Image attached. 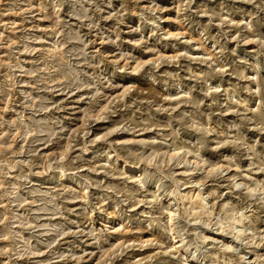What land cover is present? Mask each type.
Returning a JSON list of instances; mask_svg holds the SVG:
<instances>
[{
	"label": "rangeland",
	"instance_id": "obj_1",
	"mask_svg": "<svg viewBox=\"0 0 264 264\" xmlns=\"http://www.w3.org/2000/svg\"><path fill=\"white\" fill-rule=\"evenodd\" d=\"M186 256L264 264V0H0V264Z\"/></svg>",
	"mask_w": 264,
	"mask_h": 264
},
{
	"label": "bare ground",
	"instance_id": "obj_2",
	"mask_svg": "<svg viewBox=\"0 0 264 264\" xmlns=\"http://www.w3.org/2000/svg\"><path fill=\"white\" fill-rule=\"evenodd\" d=\"M125 168L129 167L127 164L124 165ZM123 168V167H122ZM133 168V167H132ZM129 169V168H128ZM126 170V169H125ZM136 170V169H134ZM130 171V170H129ZM159 188V186H158ZM263 191V190H262ZM263 193V192H261ZM181 197V201L183 202V204H186V203H190V200H192L193 196L191 194H189V192H186L183 196H180ZM200 198V197H199ZM201 200V199H200ZM194 202V201H193ZM165 208L167 209L168 211V218L170 220V224H169V231L171 234H178V229L176 228L175 226V220L176 218H178L179 216H182L183 217V213H181L180 211V208L178 206H171L170 204H167L165 206ZM193 210V209H192ZM186 214H190V211L187 210L186 211ZM237 220L241 221V218L239 217ZM177 235L174 237L176 238ZM173 244H176L175 248L176 249H183L184 251H187L188 247H185L184 243H183V239H178L176 241H174ZM227 247V246H226ZM229 247V246H228ZM188 258V262H191L192 264H198L196 263V260L193 258V257H187Z\"/></svg>",
	"mask_w": 264,
	"mask_h": 264
}]
</instances>
